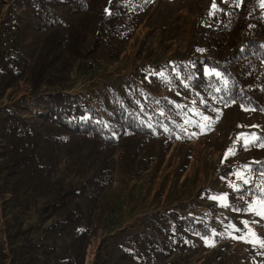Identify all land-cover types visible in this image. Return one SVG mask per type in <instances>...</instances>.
<instances>
[{"label":"rangeland","instance_id":"374dc122","mask_svg":"<svg viewBox=\"0 0 264 264\" xmlns=\"http://www.w3.org/2000/svg\"><path fill=\"white\" fill-rule=\"evenodd\" d=\"M23 1L0 0V52L14 49L30 67L44 35L29 28L30 16L22 8ZM244 2L131 0V24L124 26V32L134 30L128 40L121 33L97 55L71 60L67 69L61 67L55 87H43L39 95L31 89L27 69L18 83L0 96V114L4 108H13L32 118L42 108L34 102L47 92L64 90L78 95L97 111L106 130L118 140L94 159L95 150H89L88 145L95 149L98 145L87 137H69L62 149L56 178L66 186L84 183L92 175L93 160L103 156L113 170L86 264H94L97 256L104 263L113 249L130 247L131 235L147 233L156 213L173 221L171 212L201 222L209 233L178 237L186 247L179 248L166 264H264V247L257 242V238L264 239V219L245 211L250 204L262 207L257 197L264 189V111L238 104L219 111L207 109L193 83L196 61L215 56L218 28L225 20L229 22L232 12L240 10ZM248 5L249 19L264 18V0H248ZM20 16L18 30L2 32L9 17ZM74 18L83 26L86 15L77 13ZM86 36L85 54L95 40L90 31ZM160 72L165 73L164 78ZM201 114L211 117V123ZM125 121H133L138 129L148 132L125 128L122 137L116 126L122 128ZM197 124H203L204 131ZM221 195L226 199H212ZM45 198V193L24 195L23 203L30 209L22 212L4 205L0 196L1 262H8L3 258L10 249L9 227L40 231L46 224L39 210ZM225 203L230 207L222 206ZM189 205L200 206L202 211L181 214ZM241 221H248V227ZM240 236L245 239L233 238ZM212 243L214 246H209ZM69 245L67 238H61L54 258L66 259Z\"/></svg>","mask_w":264,"mask_h":264},{"label":"trees","instance_id":"16d2710c","mask_svg":"<svg viewBox=\"0 0 264 264\" xmlns=\"http://www.w3.org/2000/svg\"><path fill=\"white\" fill-rule=\"evenodd\" d=\"M131 0H24L22 8L30 16L29 28L44 35L38 55L29 67L22 54L14 49L0 52V96L4 95L22 78L27 69L31 89L41 94L43 87H55L62 73L73 59L93 57L121 33L125 40L128 32L124 26L133 8ZM248 0L241 9L232 12L214 39V57L196 61L194 87L201 93L207 109L242 105L264 111V18H248ZM147 4L145 5V10ZM85 13L86 20L79 25L75 14ZM91 13H94L92 16ZM22 17H9L3 23V33L20 28ZM134 27V26H133ZM124 29V30H123ZM123 30V31H122ZM87 31L93 33L92 48L85 54L83 44ZM243 33L245 36L243 37ZM205 68L220 72L221 77L206 76ZM216 89H220L216 91ZM37 100V97L35 98ZM235 100V103L232 101ZM40 113L27 118L13 108H4L0 114V196L3 204L14 210L26 212L30 206L23 203L29 193H45V202L39 209L45 225L40 231L22 226L9 227V253L0 264H86L87 250L96 233V221L103 196L112 183L113 170L103 156L93 160L92 175L80 186L64 185L56 178L61 164L62 149L69 137L86 140L98 147L92 159L104 152V147L118 140L106 130L97 111L78 95H68L64 90L50 91L40 97ZM124 117V114H122ZM118 122V121H117ZM121 124V123H120ZM117 131L123 137L124 129L147 133L134 122H122ZM97 151V153H96ZM156 213L147 233L132 234L130 247L120 245L113 249L108 259L101 263L97 256L94 264H166L189 235H208L201 222L181 217L171 212ZM166 235V238H161ZM180 237V239H178ZM69 240L66 259L57 260L58 241Z\"/></svg>","mask_w":264,"mask_h":264},{"label":"snow or ice","instance_id":"6c2138e0","mask_svg":"<svg viewBox=\"0 0 264 264\" xmlns=\"http://www.w3.org/2000/svg\"><path fill=\"white\" fill-rule=\"evenodd\" d=\"M204 74L206 76H209V77L215 76L217 78L221 77V75H222L220 72L214 71V70H209L208 68H205ZM158 75L160 77H162V78L165 77V73L164 72H160V73H158ZM185 87H187V84H185ZM219 90L220 89H216V91H219ZM178 95H179V93H178ZM201 102L202 103H206V101H201ZM193 103H195V101H193ZM232 103H235V100H233ZM225 106H227V105H225ZM176 107L183 108L184 105L176 104ZM214 111H219V110L218 109H214ZM202 119L204 121H209L210 123H211V120H212L211 117L206 116V115H202ZM210 123H209V126H210ZM197 126L200 127L202 131H204L205 126L203 124H197ZM193 135H195V133H193ZM247 143H248V141L245 140V144H247ZM262 146H264V145H262ZM241 179H243V177H241ZM244 183L247 184L248 181L247 180H244ZM233 187L235 188V185H233ZM236 190H239V189H236ZM212 199H214V200L215 199H226V197H220V198H218V197H212ZM257 199L259 200V203H260V205L262 207L258 208L255 205L250 204L248 206V208L245 209V211H249V212L253 213L255 216H259V217H261V219H264V189H261V196L257 197ZM222 206H224V207H230V205H228L227 203L223 204ZM241 223L244 224L245 227H248V225H249V222L248 221H241ZM233 228H235V226H233ZM235 230L236 231H240V229H235ZM249 231H251V229H249ZM212 235L215 236L216 233L213 232ZM252 235L255 236V233L253 232ZM233 238L234 239H245V237H243V236L233 237ZM245 242H250V241H247L246 240ZM257 242L260 244L261 247H264V239L257 238ZM209 246H214V243L210 244Z\"/></svg>","mask_w":264,"mask_h":264},{"label":"crops","instance_id":"0c3cea01","mask_svg":"<svg viewBox=\"0 0 264 264\" xmlns=\"http://www.w3.org/2000/svg\"><path fill=\"white\" fill-rule=\"evenodd\" d=\"M225 193V192H224ZM223 195H221L222 197ZM191 211H193L194 214L196 213H200L202 211V209L200 208V206H196V207H192V206H188V207H185L184 210L181 211V214L183 215H187V216H191ZM194 241H196V238L193 239ZM179 252H175L174 255L172 257H170L169 260H171L172 258L174 259V257L176 256V254H178Z\"/></svg>","mask_w":264,"mask_h":264}]
</instances>
